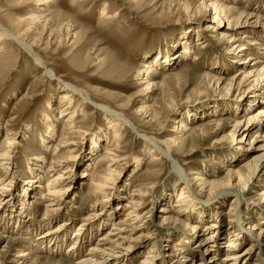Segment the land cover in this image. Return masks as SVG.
I'll list each match as a JSON object with an SVG mask.
<instances>
[{"label": "rangeland", "instance_id": "374dc122", "mask_svg": "<svg viewBox=\"0 0 264 264\" xmlns=\"http://www.w3.org/2000/svg\"><path fill=\"white\" fill-rule=\"evenodd\" d=\"M49 1L0 0L3 26L30 45L44 64L37 67L32 55L14 41L0 42V152L6 131L18 140L8 150L14 158L6 177L10 191L0 200V264H18L22 253L30 254L25 264H75L87 257L90 245L96 247L100 238L117 230L133 239L117 249L110 264H181V254L194 258V264H223L221 259L228 254L224 245L237 230L235 213L244 231L252 223L264 228V162L258 163V172V164H248L264 154V119L259 129L249 123L264 104V91H253L260 96L254 103L249 91L253 87H240L232 80L249 71L254 62L247 59L250 55L261 60L259 69L264 66V0H215L235 9L236 16L244 12L261 18L258 27L247 33L252 38L248 45L256 49L237 58L234 52L244 44L246 30L235 33L232 43L231 37L223 39L220 32L207 30L213 12L202 2L209 0ZM30 13L39 22L25 19ZM149 67L154 75L146 79ZM211 77L224 82L217 85ZM147 80L154 84L153 92L147 91L143 83ZM66 85L84 91L92 103L76 98L65 109L60 96ZM100 107L122 113L140 133L157 137L163 150L170 144L173 159L189 179L195 173L202 175L220 192L227 184L239 186L237 178L244 177L247 187H241L245 192L239 208H234L232 196L213 200L197 184L186 192L198 203L178 205L186 185L171 161L159 157L138 132L122 130V124L105 116ZM60 109H65L67 118L75 116L76 124L68 154L72 159L64 164L60 161L67 154L54 152L67 127ZM182 122L191 130L179 135ZM48 125L53 131L47 130ZM247 126H252L250 133L243 132ZM173 139L178 143L171 144ZM106 149L120 150L121 159L113 166L115 185L95 198L90 195L91 183L104 175ZM156 155L159 161L153 159ZM30 167L36 175H31ZM85 171L89 176L83 178ZM61 174L62 198H45ZM128 201L141 203L142 218L135 224L122 219ZM51 203L58 205L49 216L45 211ZM122 206L123 210L117 209ZM232 207L234 216L229 214ZM166 208L174 220L159 217ZM179 208L184 215L172 212ZM213 223L218 228L208 227ZM196 224L200 230L193 235ZM75 233L82 235L73 238ZM211 234L215 260L213 254L202 260L198 243ZM261 239L263 246L240 264H264ZM250 241L241 239L236 252Z\"/></svg>", "mask_w": 264, "mask_h": 264}, {"label": "bare ground", "instance_id": "6f19581e", "mask_svg": "<svg viewBox=\"0 0 264 264\" xmlns=\"http://www.w3.org/2000/svg\"><path fill=\"white\" fill-rule=\"evenodd\" d=\"M51 1H49V2H51ZM209 1L210 2L207 1L209 4L204 3V1L202 2V4L204 6L207 5V7L211 8V10L213 12L212 13L213 16H212V19H211V24H209L207 30L215 32V33H216V31L220 32V34H222L221 37L223 39L227 38V37L228 38L231 37L229 43L234 42L233 40L236 39L235 37H233L235 33L238 34L240 31L246 30V34H244V37L242 38L244 44L241 45L240 49L237 50V52H234V54H235L236 58L240 57L242 55H249V53H251V51L253 49H256V48H252V47H250L248 45V40L252 39V38L250 36H248L247 33H248V31L252 32L250 30H254V29H252V27L253 28L258 27V23L261 20L260 16H257L256 14L255 15L254 14H248V13H244V12H241L239 14V16H236V13H234L235 9L218 5L217 3H215V0H209ZM184 9L187 10L186 12H188L189 9H190L189 5L186 4L184 6ZM30 18L35 19L36 20L35 23L39 22V17L35 16L32 13L28 14L25 17V19H29V20H30ZM35 23H33L30 26L34 27L36 25ZM263 28H264V26H263ZM247 29H249V30H247ZM3 39H9L10 41H14L19 46V48H21L22 50H24L28 54L32 55V57L35 60L34 61L35 65L37 67L44 66L43 61L41 60V58L33 52L32 47L30 45L24 43L23 41H21L12 32L7 30L3 26V24H2V22L0 20V42ZM256 44L259 45V43H257V42H256ZM263 54H264V52H263ZM247 59H250V60L254 61L251 64V67L249 68V71L247 70L248 71L247 73H242L243 77H241V79H240V77H237V75H236V76H234L232 78V80H233V82H237V85H239L240 87H253L249 91H252V95H253V96H251V97H253L252 101H255V98L257 99L260 96L258 94L255 95V92H253V91H258L260 89H262L264 91V66L261 67V69H259L260 66H258V65L262 64L261 60L254 59V57H252V55H250ZM247 59H246V62H247ZM151 69H152V67H149V69L147 70L148 73L145 74V78L146 79H149L151 76L154 75V74L152 75V70ZM46 71H47V73L49 72V70H46ZM211 78H212V81L217 82V85L220 84L221 82H224V81H222L223 78H221V77H219V78L211 77ZM143 83L146 85V89H147L148 92H153L155 90V89H153L154 84L152 82H150L149 80H147V81H145ZM66 86L67 87H66L65 93L61 94V96H60L61 97L60 101L63 103V105L64 104L67 105V106H65V109H68L70 107L69 105H73L75 103L74 101H75L76 98L78 100L81 98L86 103H88V102L92 103V101L89 99V97L86 95V93H84V91L82 92V90H79L78 88L73 87V86H69V85H66ZM232 87H233V85L231 84L229 89H228V92L231 91ZM252 103H249V104H252ZM254 103H256V101ZM261 103H262V101H261ZM100 108L102 109L100 111L103 112L105 114V116H108L110 118H114L115 121L121 123L122 124V130L125 128V131H128V130L132 131L133 130L135 132H138L140 137L143 138V141L146 144H148L149 146H151V147H153V148H155L157 150V153H158L159 157H162V158H165L166 160H170L171 161V163L173 165V169L175 170V172L177 174H179L181 181L183 180L185 185H186V186L183 185L184 187L182 188L181 194H179V196L177 198V204L178 203L181 204L183 201L185 203H188L187 205H189V206H190V204L195 205L196 203H198L197 202L198 200L193 196L194 194L192 195V194H190V193L188 194L186 192L187 187L190 188V186L192 184L193 185L197 184L198 187L201 188V190H199V191L201 193H206L207 190H208V192H209L208 195H210V194L213 195V197L211 196L213 198V200L216 197H218L219 195H221V196H232L234 198L233 200H235V202L234 201L232 202V204H235L234 208H239L240 201H241V199H240L241 195L244 194L245 189L247 187V184H245L246 180L240 174H239L240 175L239 178H237V183H238L239 186L234 187L231 184H227L228 187L225 188L223 191L216 192V190H214V185L216 183L214 182L215 184H213V182H211V183L209 181L206 182V179L202 175H199V174L195 173V175H193L191 177V179H189L188 176H190V174H186L184 172V170L182 168H180L177 165V163L175 162V160L173 159L172 151L170 149V147H171L170 144H169V146L166 145L165 146V150H163L160 147V145H159V139L157 137H155L153 135L148 136V135H145L143 133H140L138 131L139 129H137L135 126H133V124L130 123L125 118V116L122 113L116 112V111H112V110H108V109H105L103 107H100ZM64 110L59 111V115L65 117L66 116L65 115L66 111H64ZM69 115H68V118L65 117V119L67 118V120H66V122H67L66 126L67 127H65L64 130H63L64 135L62 136L63 138L60 141L61 145L60 144H56V146L54 148V152L55 151H61V152L64 151V153L67 154V155H64L65 157L63 156L61 158L60 162H62L63 164L65 163V161H69V160L72 159V158L68 159V157H70L68 154H71V149L69 147H71L73 145V143H72V138L73 137L72 136H73V134H74V132L76 130L75 129L76 128L75 127L76 124L73 123L74 120L72 119L75 116H73V115L69 116ZM150 116H152L151 117L152 120H155L156 113L153 112V114L152 115L150 114ZM263 119H264V104H262V108L258 110L257 115H255L252 119H250L251 121L249 120V123L254 124L255 127H257V129H259L260 126L263 125L262 124L263 123ZM239 128H240V125H239L238 129ZM47 130L48 131H53V128L50 125H48ZM190 130H191L190 127H188V125L186 123L182 122L181 125H180V129H179V132H180L179 135L187 133ZM251 130H252V126H247V127L243 128V132H247V133L249 132L250 133ZM5 134L6 135H5V138L3 140V145L4 146L2 148V151L0 152V173L2 171H4V173H5L4 177L0 176V200H2L3 196L6 195L7 193H9V191H10L9 187H8V183L9 182H8L6 177L8 175V169H9V166H10V162H12L11 160L14 159V158H12L13 156L9 155L8 150L11 149L14 146V144L18 143L16 135L10 134V131H8V132L6 131ZM47 135L51 136V133L48 132ZM118 136H121V134H118L117 137ZM178 141H177V139H173L171 141V144L172 143L176 144V143H178ZM105 153L108 154L109 157L106 158V160H107V168L103 170L104 175L98 180V183H93V182L91 183L92 186H91L90 195L95 197V198H97V196L100 195V194L106 193L111 188L112 184L115 185L114 181H116V174H117L116 172L117 171H116L115 167H113V166L116 165L119 162V160L121 159L120 150L116 152L115 150H112V149H106ZM158 155L154 156L153 159L159 161L160 158H158ZM261 162H264V154L262 156H260V157L259 156L258 157H253L248 164L252 165L253 163L254 164H258V163H261ZM54 163H56V162H54ZM7 164H9V165L6 167ZM248 164H247V166H248ZM259 167L260 166L258 164L257 168H256L257 172L259 170ZM30 171H31V175L32 176L36 175L34 168L32 169L30 167ZM87 173H88L87 171L82 172L81 173V177H83V178L88 177L89 174H87ZM229 173H231V171ZM235 174H238V173L236 172ZM63 180H64V175L63 174L58 175L57 178H56V182H55L57 184H53L52 188L47 190V195L45 196V198H48L49 200H56L57 198L58 199L62 198L63 193H64V189H65ZM26 183H31V182H29V180H28V182H26ZM220 184H221V182H220ZM54 185H56V186L60 185V188L59 189H54L53 188ZM217 185H218V183H217ZM241 187H243L245 189L241 191ZM189 190H191V189H189ZM212 190H214V191H212ZM217 191H219V190H217ZM140 193L143 194V192H140ZM140 193L139 194L135 193V194H132V195H138L139 196ZM261 196H262L261 202L264 203V191H263V193H261ZM7 201L8 200L6 199V203H7ZM209 201H211V200H209ZM128 202H129L130 205H126L125 206V207H127V209H126L127 210V214L122 219L125 222H130L132 224H135V223L139 222V220L142 218V214L140 212L141 203H138L137 201H128ZM4 205H6V204H4ZM57 205L58 204L55 205V203L54 204L53 203L49 204L48 208H46V211H45L47 213V215L50 216L51 213H54V211H56V208H54V207L57 206ZM193 205L191 207H194ZM189 206L187 208L192 210L193 208H191ZM75 208L76 207H74V209ZM176 208H178V207L176 206ZM234 208L232 207L231 211L229 213V214H231V216L232 215L234 216V214H233ZM117 209L123 210V206L120 207V208H117ZM161 212H162V215H159V217H161L162 219L165 218V219L174 220L172 218V214H171V211L169 209H167V208L166 209H161ZM172 212L175 213L177 216L184 215V212L180 208L179 209H175V210L173 209ZM195 212L199 213L197 208L193 209V213H195ZM21 213L22 212L20 211L19 215H22ZM176 219H175V221H178ZM235 219H237L236 222H235V227L237 228V230L232 232V235L229 236V240L227 241L226 245H224L225 250L228 252V254H226V256L221 259L223 264H240V263H244V262L246 263V261H248L249 258L252 257L253 250L255 248H259V247L261 248V246H263V242H262V239H261V237L262 238L264 237V228L263 227H260L257 223H252V225L250 224L249 227L247 228V230L244 231L245 228L243 229V227H242L244 224L241 223V221L239 219V216L236 213H235ZM119 220H117V221H119ZM232 222H234V221H232ZM121 223L122 222H119V224H121ZM210 225L211 226H208L209 228H218V227H216V225L214 223H213V225L212 224H210ZM199 228H200L199 225H197V224L194 225L193 230L196 231V232L193 235H196L198 233L197 231L200 230ZM135 229H136V227H135ZM116 230L117 229L113 228L112 231H116ZM117 231H119V232H116V233L112 232L113 234L109 233V236H107L105 238H100L96 247H95V245L94 246L90 245V250H89L90 252H88V254L86 255L87 257L77 261L75 264H110V262H112L111 257H113V255L116 253L117 249H123V248L127 247L129 242L133 239L131 237H128V235H125L126 234L125 230H117ZM203 234L204 233H201V235H203ZM47 235L48 234L46 233L45 236H47ZM81 235L78 234V233L77 234L75 233L73 238L81 236ZM91 235H92V233H91ZM214 238H215V235L211 234L207 238L201 239L200 242L198 243L199 247L201 249H203L202 260L205 259L206 255H210V254H213V257H211V258L214 259V256H215L214 249H216L215 246H213L214 245V241H213ZM245 238L247 240H251L250 241V245L247 248H245L243 251L236 252L239 249V246H240V243H241L240 240L241 239L243 240ZM77 240L78 239H76V241ZM45 242H47V241L45 240ZM54 244H56V243H54ZM58 244H59V242H57V245ZM29 256H30V254H28V253L20 254L18 257L21 258L20 259L21 261L18 262V264H25V261L27 260V258ZM180 259L182 260V261L180 260L181 264H183V262H186V261H188V262L185 263V264H194L192 262L194 258H192V257L190 258L189 255L181 254Z\"/></svg>", "mask_w": 264, "mask_h": 264}]
</instances>
